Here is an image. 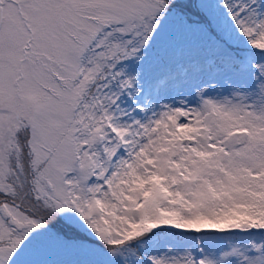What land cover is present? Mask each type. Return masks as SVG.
Returning <instances> with one entry per match:
<instances>
[{
  "label": "snow or ice",
  "instance_id": "1",
  "mask_svg": "<svg viewBox=\"0 0 264 264\" xmlns=\"http://www.w3.org/2000/svg\"><path fill=\"white\" fill-rule=\"evenodd\" d=\"M0 264H264V0H0Z\"/></svg>",
  "mask_w": 264,
  "mask_h": 264
}]
</instances>
